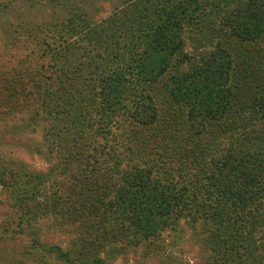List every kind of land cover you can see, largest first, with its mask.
Instances as JSON below:
<instances>
[{
  "label": "trees",
  "instance_id": "1",
  "mask_svg": "<svg viewBox=\"0 0 264 264\" xmlns=\"http://www.w3.org/2000/svg\"><path fill=\"white\" fill-rule=\"evenodd\" d=\"M118 3L106 19L75 5L25 22L0 45V117L24 107L15 127L48 121L33 152L80 189L55 177L51 191L49 175L0 151L14 214L1 238L30 240L13 264H105L88 235L137 248L201 217L213 264H264V0ZM155 135L175 140L171 156ZM50 212L82 235L45 240L35 224Z\"/></svg>",
  "mask_w": 264,
  "mask_h": 264
},
{
  "label": "rangeland",
  "instance_id": "2",
  "mask_svg": "<svg viewBox=\"0 0 264 264\" xmlns=\"http://www.w3.org/2000/svg\"><path fill=\"white\" fill-rule=\"evenodd\" d=\"M5 1L0 0L1 8L8 7L4 10L0 9V45H6L12 42L16 36L25 33L23 28L25 22L39 24L59 22L68 16V13L75 5L84 6L94 19L101 20L109 17L119 4L118 0ZM12 111L7 114L9 115L7 118L5 117L6 114L0 117V151L7 158H20L26 161L33 169L49 175V184H46L45 187L50 190L55 189L50 186L52 179L58 177L57 179L64 189L70 188L73 191H79V185L73 184L72 179L65 178L56 169L54 172L52 171L57 164V160L53 156L45 158L33 152L38 149V147L35 149L37 144H40L39 149H43L42 144L46 141L44 137L46 134L45 126H47L48 121L38 120V123L31 127H23L21 129V127H15L14 124L19 123L21 125L24 123L23 121L29 117V110L24 107H17L12 109ZM142 135L147 136L146 133ZM155 137L157 142L160 140L159 144L164 142L170 144L168 153L171 156L175 140L169 137L163 139L156 135ZM141 141L143 143L147 142L145 138H141ZM91 179L95 180V178ZM104 179L107 180L104 175H98L99 182L104 181ZM88 186L93 190L94 183ZM60 189L58 187V190ZM41 199L43 197L39 198V200ZM4 200H6L5 195H0V253L6 256L8 262L11 261L13 264V260L21 258L26 249H28L30 240L21 236L14 240L12 238H1L3 227L12 222L14 216L9 204L4 202ZM53 217L54 213L50 212L48 216L40 217V220L37 221L38 223L35 224L36 227L46 228L43 235L45 240L49 242L61 241L66 244L71 238L75 236L78 238L82 235V233L80 234L81 227L79 224L65 222L60 227L57 226V222ZM207 223L202 217L197 220L194 218L182 220L179 226L165 231L159 237L137 248L129 247L124 243L125 240L121 239L115 240V244L112 245L106 238L107 235H101L97 240H92V237L88 235L87 239L92 241L89 244L92 248L91 253L102 257L105 264H213L214 258L208 240L211 235V226L207 225ZM93 233L95 234L96 232ZM33 258L35 261H32V264H40V262L36 261V259H39L38 256ZM242 259L244 260L242 264H252L251 258ZM245 259H247V262H245Z\"/></svg>",
  "mask_w": 264,
  "mask_h": 264
}]
</instances>
